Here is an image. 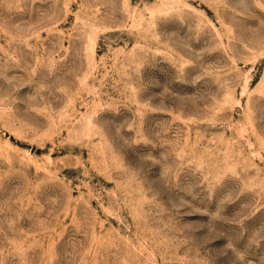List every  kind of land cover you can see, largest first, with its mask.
<instances>
[{"label": "rangeland", "instance_id": "1", "mask_svg": "<svg viewBox=\"0 0 264 264\" xmlns=\"http://www.w3.org/2000/svg\"><path fill=\"white\" fill-rule=\"evenodd\" d=\"M0 264H264V0H0Z\"/></svg>", "mask_w": 264, "mask_h": 264}]
</instances>
